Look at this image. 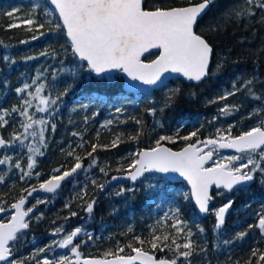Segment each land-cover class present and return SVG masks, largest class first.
<instances>
[{
    "label": "trees",
    "instance_id": "1",
    "mask_svg": "<svg viewBox=\"0 0 264 264\" xmlns=\"http://www.w3.org/2000/svg\"><path fill=\"white\" fill-rule=\"evenodd\" d=\"M5 1L7 0H0V108L11 111L14 105L19 106L21 99L26 98L27 94L18 96L15 89L25 83L31 84L32 79L45 69L47 71H43L39 81L42 82L43 79L45 85L41 96L54 99L64 91L65 84V87L68 84L72 87L56 105L42 114V118L49 120L50 123L45 126L44 131L47 146L41 148L43 155L35 157L36 163L32 170L34 173H41L39 179L33 175L21 181V171L14 167L16 160L19 159L22 168L27 170L26 147L20 146L17 142L15 150L5 148V155L12 156V160L8 164L0 165V175L4 177V182L0 183V200L9 207L22 194L26 195L25 189L29 190L55 174L53 169L62 165L71 167L75 160L67 153L72 149H75V154L81 156L84 168L87 169L78 172L72 180L61 187L57 194L37 197L46 202L37 205V212L30 216L31 219L28 221L30 228L24 230L25 235L18 242L13 258L20 260L31 257L39 248L51 244L56 238L52 235L53 230L63 225L64 231L60 235H65L78 226L83 229L75 241L80 245L78 250L82 256L111 257L106 256L105 253L109 251L116 253L118 247H124V251L119 255H130L133 252L127 245L132 243L135 247H143L144 251L156 258L171 260L174 258L171 251L167 249L160 251L159 248L154 250L147 243L141 246L132 238L140 236L147 240L151 238L153 231L171 233L173 231L170 228L171 215L158 221L162 223L155 220L160 218L163 211L170 212V209L179 208L180 218L188 222V226L193 231L192 239L198 245L196 252L189 258L190 264H248L250 259L252 264H256L257 258L252 257L251 253L254 248L264 252V238L260 236L258 229L255 227L248 229V225H255L257 213L264 211V185L261 183L255 181L253 183L255 185L246 187V191H233L222 196L214 193L212 205H221L228 198L235 201L225 225L219 232H215L214 220L208 217L201 218L197 214L184 183L181 184L186 188L185 195L174 189L168 192L165 191L164 186H176L179 183H170L162 176L153 174L155 184L146 182L147 176H145L135 185L120 183L97 197L101 190L92 184V180H96L98 184H105L113 174L131 170L128 166L136 157L130 154L136 153L141 148L156 146L160 136L174 137V143L167 140L161 143L179 149L196 140L194 137L185 141L179 137L189 135L197 129L200 130L199 138H215L217 129L226 133L229 125H234L231 130L234 136L257 124L260 117L253 116L251 119L244 117H247L254 108L264 106V101L253 100L247 96L246 90L228 97L226 101L218 103H209V101L231 90L233 81H236L239 87L244 80L253 78L255 80L252 85L253 91L257 95L264 94V22H261V10L256 9L255 16L251 18L236 19L226 16V13L242 5L244 0H215L195 27V31L202 35L213 49L208 76L198 83H186L177 78L150 93L127 94L121 88L123 79L120 72L112 75V79L108 80L97 78L86 71V63L72 55L71 44L60 21L57 23L61 25L59 29L46 22L43 23L44 28L39 31L35 29L28 31L24 24L9 28L11 18L4 14L2 8ZM199 1L145 0L143 6L145 9L169 8ZM44 2L46 8L42 10L58 18L48 0ZM38 13L39 16L35 15L37 23L47 16L41 13V8L38 9ZM213 28L214 31L211 30ZM39 32H43V35H38ZM33 35H37L38 39H32ZM45 41L52 44L44 50H37L36 45ZM44 52L48 54L41 55ZM5 55L15 63H5L2 59ZM154 56L155 53H150L143 59L151 60ZM27 57L34 59H26ZM218 64L219 68H217ZM62 67L75 69L79 75L73 78L69 73L61 72ZM54 69L57 72L55 77L52 74ZM176 89L180 91L174 103L165 107L167 94L173 93ZM34 90L35 86L30 89L33 92ZM101 102H103L102 107ZM120 102H124V110L120 118L116 119L115 125L99 131L96 130L95 123H87L90 124L89 126L84 123L86 109L84 105H87V108H95V106L99 108V114L95 117L97 122L104 116L102 114L104 110H112ZM36 103L37 101L33 100V107L29 111L36 109ZM226 103L239 105V111H234L231 116L221 115L218 110ZM153 108L156 112L150 114L148 110ZM213 117L216 119L213 120ZM6 119L9 123L4 128H0V133L8 141L14 131H23L20 127L23 118L17 113H12ZM137 120L141 123L137 124ZM52 124L56 125L54 131ZM178 129L179 136H177ZM74 132L79 135L73 136ZM137 133L139 135L136 139H130L136 137ZM117 136L120 137V142L116 147H112L111 143ZM80 143H84L83 148L77 147ZM93 144L97 145V150L92 157H87V153L92 151ZM1 154L2 150L0 156ZM93 157L96 158L97 164L89 167ZM101 167L105 168L107 176L100 171ZM159 182L163 184L159 185ZM159 186H163L161 188L164 190L162 191ZM121 187L132 188L133 191H126L117 196L116 192ZM82 191L87 193L84 199L79 198ZM93 197H97L94 210L91 214H86L84 211L86 202H90ZM37 198L30 205H35ZM66 204L68 207H65ZM71 212H76L77 215L70 216ZM40 214L42 218L37 220L35 217ZM197 223L205 229L203 234L199 233ZM129 228L132 229L130 233ZM245 230L248 231L247 236L243 239H234L238 232ZM86 233L93 238L89 240ZM224 240L233 242L226 245L223 243ZM178 242L183 243V240ZM199 248H204L205 251L200 252ZM51 249L39 253L36 260H41L43 255L54 259L59 251L51 252ZM36 260H25L24 264H36ZM178 264H188V262L181 258Z\"/></svg>",
    "mask_w": 264,
    "mask_h": 264
},
{
    "label": "snow or ice",
    "instance_id": "2",
    "mask_svg": "<svg viewBox=\"0 0 264 264\" xmlns=\"http://www.w3.org/2000/svg\"><path fill=\"white\" fill-rule=\"evenodd\" d=\"M48 2L54 6V12L58 13L62 26L66 29V34L71 42L72 55L86 62V71L95 74L97 78L110 80L112 77L107 74L112 70H119L133 81H140L144 85L152 86L157 85L158 82L162 83L163 74L169 71L180 73L189 81L196 82H200L208 75L212 48L202 35L197 34L195 27L198 20L215 3V0H200L199 3H190L186 7H156L152 10L144 8L143 0H48ZM39 8L40 5H32L31 12L24 17L17 15L21 9L13 8L12 11L7 12V15L13 19V23H10L8 27H20L21 24H24L27 26L28 31H33V29L39 31V29L44 28V24L37 23L33 18ZM256 9L261 10V22H264V0H244L242 5L234 7L226 13V16L236 19L251 18L255 16ZM41 13L43 15L51 14L50 12H44L42 9ZM60 27V24L55 25L57 29ZM211 30L214 31L215 28ZM40 35H43V32H40ZM32 39H38V36L33 35ZM21 43H26V41H21ZM149 49H158L159 55L150 63H144L141 56ZM47 54V52L41 53V55ZM53 57H55V53H53ZM2 59L5 63H15L7 55L3 56ZM26 59H34V57H27ZM219 67L218 64L217 68ZM43 71L32 79L31 84L25 83L22 87L15 89L18 96L24 93L27 94L26 98L21 99L19 106L14 105L11 111L0 108V128L8 125L9 121L6 117L12 113H17L23 118L20 121L22 132L14 131L8 141L0 136V149L12 148L15 150L18 142L20 146H24L28 150L27 170L22 168L19 159L14 164V167L21 171V181L25 178H31L33 175L39 179L41 173L32 171L36 163L35 157L43 155L41 148L47 146L44 131L45 126L50 121L44 118L36 119L34 118L35 113L29 112V109L33 107V100L38 101L36 112L45 113L48 112L49 108L56 105L58 100L72 87L71 84H68L64 91L54 99L41 96L45 89L44 83L39 82ZM60 71L69 73L73 78L79 75V72L75 69L62 67ZM52 74L54 77L57 75L55 69ZM254 83V78L247 79L237 87L236 81H233L231 90L209 101V103L226 101L228 97L235 96L242 90H246L247 96H250L253 100L264 101V94L257 95L253 91L252 85ZM33 86H35L34 92L30 91ZM179 91V89H176L173 93L167 94L165 107L174 103ZM83 107L87 108V105ZM239 107V105L226 103L218 111L221 115L231 116L234 111H239ZM122 111L121 108L115 109L116 113H122ZM148 111L150 114H155L156 109L153 108ZM262 114H264V106L256 107L249 112L247 117L244 118L251 119L253 116H258L260 119L255 126L241 132L238 136H232L231 134L234 125H229L226 133L221 129H217L215 138L206 137L204 140L199 139V129L192 131L189 135L179 138L189 141L195 137V143L187 144L180 151H172L161 143L165 140L174 143V137L160 136L156 141V147L130 154L136 158L128 166L131 171L125 170L127 171V178L136 181L144 173H178L191 185V198L194 199L199 212L201 214L210 212L214 214L215 224L213 230L219 232L225 224L226 214L235 201L229 199L218 208H210V201L214 199L210 193L211 186L214 185L217 190H224L229 193L246 191L245 186L254 181L257 174L261 176L260 183L264 185V115ZM212 119L215 120L216 117ZM87 122L88 118L85 117L84 123L87 124ZM113 123L114 121L110 119L102 127H107ZM136 123L139 124L141 121L137 120ZM51 127L54 131L56 125L52 124ZM72 135L77 136L79 133L74 132ZM138 135L139 133L136 137H130V139H136ZM177 136H179V129L177 130ZM29 137L32 140H29ZM26 141H28L27 144ZM119 142L120 137L117 136L112 141L111 146L116 147ZM77 147L83 148L84 143L78 144ZM217 148L234 149L236 153L246 155L227 156L225 157L227 163L217 160L214 166L205 167L206 162L212 160ZM96 150L97 145L93 144L92 151L87 153V157H92ZM67 155L75 160L71 167L62 165L60 168L53 169L55 174L39 183L38 188L25 189L26 196L22 194L16 202L10 205V209L14 210L10 219L6 223L0 221V262H4V264H24L25 260H36L39 253L46 252L53 246L61 249H67L71 246L70 251L75 258V262L68 255H62L59 259H49L45 256L42 260H36V264H80L82 259L78 250L80 245H74V239L83 230L79 226L69 234H65L61 240H54L51 244L39 248L31 257L20 260L13 258L18 242L25 235L24 230L30 228L28 221L31 217L29 214L34 213L37 205L46 202L42 198H37L35 205L22 210L27 197L33 196L38 191L55 193L62 186V182L74 178L79 171H87L83 167L81 156L75 154V149L69 151ZM11 160L12 156L5 155L0 158V165L8 164ZM96 164V158L93 157L89 167ZM100 171L105 176L108 175L104 167H101ZM117 178V176L111 177L112 180ZM3 182L4 177L0 175V183ZM92 184L101 191L105 188V184H98L96 180H92ZM126 191L132 192L133 189L121 187L116 195H122ZM224 191H217L216 195L222 196ZM86 195L87 193L82 191L79 198L84 199ZM185 198H188L187 194ZM94 204L95 198L93 197L90 202H86L84 211L91 214L94 210ZM65 207H68V205L66 204ZM8 211L9 207L4 204L3 200H0V213ZM179 214V208L170 209V212L165 213V218L171 215L170 228L173 230L171 233L161 231L158 234L153 231L150 239L146 240L140 236H133L132 238L141 246L147 243L154 250L159 248L160 251H165V249L171 251L174 254L173 259H160L157 261L153 255L144 251L143 247H135L132 243H129L127 247L131 248L135 255H119L124 251V247H118L116 253L111 251L105 253L106 256H115L114 259H83V264H135L136 261H139V264H178L181 258L190 264L189 258L196 252L198 245L192 239L193 231L188 226V222L181 219ZM76 215V212L70 213V216L74 217ZM257 216L256 224H249L248 229L255 227L259 230L260 236L264 238V211L258 212ZM35 218L37 220L41 219L42 214L37 215ZM65 219H68V217H65ZM196 227L199 233L203 234L205 232V229L199 223ZM63 231L64 226L61 225L53 230L52 235H60ZM128 232H132V229L129 228ZM86 235L89 240L93 238L90 234L86 233ZM247 235V230L238 232L234 239H243ZM180 240H183V243L178 242ZM232 242L231 240L223 241L226 245ZM199 251L203 252L205 249L199 248ZM251 255L257 258L256 264H264V252L254 248ZM248 264H252L251 259Z\"/></svg>",
    "mask_w": 264,
    "mask_h": 264
},
{
    "label": "water",
    "instance_id": "3",
    "mask_svg": "<svg viewBox=\"0 0 264 264\" xmlns=\"http://www.w3.org/2000/svg\"><path fill=\"white\" fill-rule=\"evenodd\" d=\"M145 0H143V2H144ZM200 2V1H199ZM199 2H196V3H199ZM191 4H195V3H191ZM51 5V4H50ZM52 7H53V9H54V6L53 5H51ZM186 6H189V4H187V5H183V6H175V7H169V8H177V7H186ZM210 8V7H209ZM146 10H152V9H146ZM209 10V9H208ZM207 10V11H208ZM57 14V16H58V18H59V15H58V13H56ZM206 14V13H205ZM204 14V15H205ZM203 15V16H204ZM202 16V17H203ZM201 17V18H202ZM200 18V19H201ZM60 20V19H59ZM60 22H61V24H62V21L60 20ZM63 27V26H62ZM64 29V28H63ZM64 31H65V34H66V29H64ZM198 34V33H197ZM66 36H67V34H66ZM203 37V36H202ZM67 38H68V36H67ZM204 38V37H203ZM68 40H69V42H70V39L68 38ZM70 44H71V42H70ZM211 46V45H210ZM212 48V47H211ZM157 53L156 54V56L153 58V59H151V60H144L143 58L146 56V55H148V54H150V53ZM212 52H213V49H212ZM159 55V50L158 49H149L147 52H145V53H143L142 54V56H141V60L144 62V63H150L152 60H154V59H156L157 58V56ZM77 57V56H76ZM211 57H212V53H211V55H210V61H211ZM78 58V57H77ZM79 59V58H78ZM86 63V62H85ZM209 67H210V62H209ZM117 72H120L119 70H112L109 74H107V75H110V76H112V75H115ZM121 73V75H122V91H124L125 93H127V94H146V93H150V92H153L154 90H156V89H158V88H160L162 85H164L165 83H168V82H170L171 80H173V79H176V78H180V79H182L183 81H185L186 83H198V82H196V81H189L187 78H185L182 74H180V73H172L171 71H169V72H165L164 74H163V76H162V78H161V80H162V83L161 82H158L157 83V85H152V86H149V85H144V84H142L140 81H133V80H131L129 77H127L124 73H122V72H120ZM94 76H95V74H93ZM208 76V75H207ZM206 76V77H207ZM206 77H204L203 79H205ZM202 79V80H203ZM0 136H2V134L0 133ZM236 136H238V135H236ZM3 137V136H2ZM4 138V137H3ZM204 140V139H203ZM195 143V142H194ZM163 144V146L164 147H167V148H170L172 151H180V150H182L184 147H186L187 146V144H189V143H187V144H185L184 146H182V147H180L179 149H173V148H171L170 146H168L167 144H165V143H162ZM154 147H156V146H154ZM154 147H152V148H154ZM152 148H141L140 150H138L137 152H139V151H144V150H150V149H152ZM1 150L2 149H0V152H1ZM217 150L218 151H220V152H223V153H236L235 152V150L234 149H227V148H223V149H221V148H217ZM214 157V156H213ZM211 161V160H210ZM210 161H207L206 162V164L207 163H209ZM225 163H227V161H224ZM82 164H83V167H84V163L82 162ZM206 164H205V167H212V166H214V165H211V166H206ZM129 171H131V170H129ZM80 172V171H79ZM151 174H157V175H160V176H162L163 178H165L167 181H169V182H171V183H184L187 187H188V189H189V193H190V197H191V185L188 183V181L184 178V177H181L178 173H167V174H163V173H156V172H152V173H144L142 176H140V177H138V179L136 180V181H132V180H130L129 178H127V172H124V173H115V174H113L112 176H117L118 178L116 179V180H112L111 179V177L107 180V182L105 183V188H104V190L103 191H101L100 192V194L97 196V197H99V196H101V195H103L106 191H108V189L110 188V187H112V186H114V185H117V184H120V183H129L130 185H135V184H137L145 175H151ZM50 178V177H49ZM48 178V179H49ZM47 180V179H46ZM71 180V179H70ZM69 180V181H70ZM67 181H65V182H62V186H63V184L64 183H66ZM253 182V181H252ZM252 182H250L249 183V185L252 183ZM61 186V187H62ZM246 186H248V185H246ZM60 187V188H61ZM37 188H38V186H37ZM60 188L59 189H57L56 190V192L55 193H45V192H43V191H38V192H36V193H34L33 194V196H31V197H27V198H34V197H36V196H47V195H54V194H56L59 190H60ZM213 189H216L215 188V186L213 185V186H211V188H210V193H211V190H213ZM217 190V189H216ZM225 192H227V191H225ZM96 197V198H97ZM96 198H95V201H96ZM27 200V199H26ZM191 201H192V204H193V206H194V208H195V210H196V212H197V214L200 216V217H206L208 214H201L200 212H199V210H198V208H197V206L195 205V201H194V199H192L191 198ZM24 207V206H23ZM22 207V210H24V208ZM209 207H210V204H209ZM37 210V207H36V209L34 210V212ZM14 212V210L13 209H10L9 208V211L8 212H6V213H10V214H12ZM6 213H0V221H2L1 220V218L6 214ZM86 214H88L87 212H85ZM32 213H30L29 215H31ZM227 215V214H226ZM11 217V216H10ZM10 217H9V219H10ZM8 219V220H9ZM27 219V218H26ZM8 220H5V221H2V222H8ZM226 220V219H225ZM75 240V239H74ZM76 245V244H75ZM147 252V251H146ZM70 253H71V251H70ZM149 253V252H148ZM72 254V253H71ZM150 254V253H149ZM130 255H135V253H132V254H130ZM150 255H152V254H150ZM72 256H73V254H72ZM122 256H129V255H122ZM154 256V255H153ZM81 262H80V264H83V259H108V260H111V259H114L115 258V256H111V257H106V258H103V257H98V256H82L81 255ZM154 258H155V260H160V259H162V258H156L155 256H154ZM73 262H75V258H74V256H73ZM4 262H0V264H3ZM135 264H139V261H136L135 262Z\"/></svg>",
    "mask_w": 264,
    "mask_h": 264
},
{
    "label": "rangeland",
    "instance_id": "4",
    "mask_svg": "<svg viewBox=\"0 0 264 264\" xmlns=\"http://www.w3.org/2000/svg\"><path fill=\"white\" fill-rule=\"evenodd\" d=\"M40 5V8L41 9H45L46 8V5H45V2H44V0H7V1H5L4 2V4L2 5V8H3V10H4V14H6L7 15V12H9V11H12L13 10V8H19V9H21V11L17 14V15H19V16H21V17H24V16H27L30 12H31V10H32V5ZM36 15H38L39 16V13H38V9H37V13H36ZM34 19H35V16L33 17ZM36 20V19H35ZM37 21V20H36ZM58 21H60L59 20V18H57V17H55L52 13L50 14V15H47V16H45L44 17V19H42L39 23H44V22H46L47 24H49V25H52V26H55L57 23H58ZM11 23H13V19L11 18ZM38 35H40V32L38 33ZM52 43L51 42H49V41H45L44 43H42V44H39V45H36V48H37V50H44V49H46L49 45H51ZM43 79H42V83H43ZM172 81V80H171ZM65 86H66V84L64 85V87L63 88H65ZM36 104H38V101H37V103ZM103 104V102H101L100 103V105H101V107L103 106L102 105ZM124 102H120L119 104H117V105H115V107H114V109H112V110H109V111H107V110H104V112H102V114L104 115L101 119H99L97 122H95L96 120H95V117L97 116V114H99V108L98 107H96L95 106V108H93V107H91V108H86L85 110H84V114H85V117H87L88 118V122L87 123H90V124H93V123H95V128H96V130H99V131H101V130H103V129H106V128H109L110 126H112V125H115L116 124V119H119L120 118V115L122 114V113H116L115 112V109L116 108H121L122 110H124ZM30 110V109H29ZM30 113H35V117L34 118H36V119H40V118H42V114L43 113H39V112H36V109L35 110H32V111H29ZM123 112V111H122ZM87 114V115H86ZM95 114V115H94ZM85 117H84V119H85ZM113 120L114 121V123L113 124H111V125H108L107 127H102V125H104L105 124V122L106 121H108V120ZM90 124H87V126H89ZM22 132V131H21ZM29 140H31V138L29 137ZM26 144L28 143V141H26L25 142ZM4 150L5 149H3L2 150V154H1V156H5V154H6V152H4ZM219 155H218V157L217 158H215V160L217 161V160H220V161H224L225 160V157H227V156H231V155H239V154H223V153H218ZM0 156V158H3V157H1ZM150 180V181H149ZM146 182H149V183H151V184H155V180H154V178H153V175H147V180H146ZM163 183L162 182H159V185H162ZM160 187V189L163 191L164 189H165V191H170V190H175L176 192H178V193H181L182 195H185V191H186V188L185 187H183V185L182 184H178V185H176V186H164V189L163 188H161V187H163V186H159ZM215 208H217V207H215ZM215 208H212V209H215ZM165 213H168V211H163L162 212V214L160 215V218L159 219H156L155 221L156 222H158L160 219L162 220V219H165ZM170 216V215H169ZM70 233V232H69ZM69 233H67V234H69ZM159 234V233H158ZM63 234L62 235H57V236H55L56 238L54 239L55 241H59V240H61L62 238H63ZM53 240V241H54ZM55 250H57V251H59V253L54 257V259H59V257L60 256H62V255H69V257H70V259H73V256H72V254L70 253V249L69 248H67V250L68 251H66L65 249H61V248H59V247H56V246H54V248H52L51 249V252H53V251H55ZM45 256H47V255H43L42 257H41V260L45 257ZM48 257V256H47ZM49 259H51L50 257H48Z\"/></svg>",
    "mask_w": 264,
    "mask_h": 264
},
{
    "label": "flooded vegetation",
    "instance_id": "5",
    "mask_svg": "<svg viewBox=\"0 0 264 264\" xmlns=\"http://www.w3.org/2000/svg\"><path fill=\"white\" fill-rule=\"evenodd\" d=\"M155 56H156V53H155ZM249 130V129H248ZM239 135V134H238ZM234 136H236V135H234ZM206 138V137H205ZM205 138H199V139H201V140H203V139H205ZM196 140H194L193 142H190V143H194ZM218 153H223V152H220V151H218L217 149L215 150V154H214V157L212 158V160L209 162V163H207L206 164V166H211V165H214V163L216 162V160H215V158H217L218 157ZM223 154H238V153H223ZM239 155H246V154H239ZM224 161H227L226 159L224 160ZM223 161V162H224ZM50 177V176H49ZM48 177V178H49ZM47 178V179H48ZM260 179H261V176L259 175V174H257V176H256V178H255V180L250 184V185H248V186H245V187H249V186H252V185H255V184H253V183H255V181H257V183L258 184H260ZM39 185V184H38ZM38 185H36V186H34V187H37ZM31 189V188H30ZM29 189V190H30ZM251 190V189H250ZM217 191H224V190H216V189H213V190H211V194L213 195V197H214V193L216 194L217 193ZM224 193H227V194H231V193H229V192H225L224 191ZM26 196V195H25ZM37 197H45V196H36V197H34V198H27V200H26V204H25V206L23 207L24 208V210H26L28 207H32L33 205H30V203L34 200V199H36ZM229 199H232V198H228L227 200H225V202L224 203H226ZM18 200V199H17ZM16 200V201H17ZM15 201V202H16ZM212 203H214L213 202V200L212 201H210V208H215V207H220L221 205H212ZM223 203V204H224ZM11 205V204H10ZM10 205H9V208H10ZM37 207V210H38V206H36ZM37 210L34 212V213H36L37 212ZM230 210H231V208L229 209V211H228V213H227V215H226V220H227V216H228V214H229V212H230ZM33 213V214H34ZM32 215V214H31ZM30 215V216H31ZM11 216V214L10 213H6L2 218H1V220L2 221H5V220H8L9 219V217ZM200 217V216H199ZM206 217H208V218H210L212 221L214 220V222H215V216H214V214H212L211 212L206 216ZM5 218H8V219H5ZM201 218H205V217H201ZM226 220H225V223H226ZM257 220H258V218H257ZM257 222V221H256ZM225 225V224H224ZM77 240V238H75V240H74V245L76 244L75 243V241ZM71 246H69V248H70Z\"/></svg>",
    "mask_w": 264,
    "mask_h": 264
}]
</instances>
